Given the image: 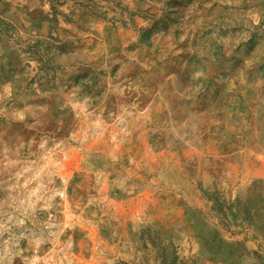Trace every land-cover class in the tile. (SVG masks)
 Here are the masks:
<instances>
[{"label":"rangeland","instance_id":"rangeland-1","mask_svg":"<svg viewBox=\"0 0 264 264\" xmlns=\"http://www.w3.org/2000/svg\"><path fill=\"white\" fill-rule=\"evenodd\" d=\"M148 226L264 264V0H0V264H156Z\"/></svg>","mask_w":264,"mask_h":264},{"label":"trees","instance_id":"trees-1","mask_svg":"<svg viewBox=\"0 0 264 264\" xmlns=\"http://www.w3.org/2000/svg\"><path fill=\"white\" fill-rule=\"evenodd\" d=\"M215 202V201H214ZM215 208V205L212 207ZM215 210V209H214ZM220 210V209H218ZM248 215H243L242 220L251 222L250 209L245 211ZM139 239L142 242V247L145 251H149L154 257L156 264H180L176 248L173 246L171 240H167L160 229L152 227H145L139 231ZM115 264H128L125 261H118Z\"/></svg>","mask_w":264,"mask_h":264}]
</instances>
